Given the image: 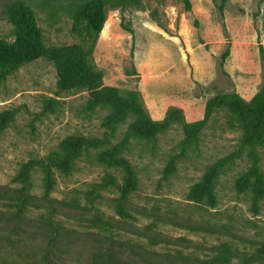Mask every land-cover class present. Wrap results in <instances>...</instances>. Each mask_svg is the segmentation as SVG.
<instances>
[{
	"label": "rangeland",
	"instance_id": "1",
	"mask_svg": "<svg viewBox=\"0 0 264 264\" xmlns=\"http://www.w3.org/2000/svg\"><path fill=\"white\" fill-rule=\"evenodd\" d=\"M0 0V37L12 27ZM35 7L46 46L78 44L89 53L104 86L135 97L154 121L170 108L186 123L205 117L207 99L234 91V79L251 76L264 85V0H229L221 13L215 0H138L127 8L108 6L95 45L49 2ZM131 33H130V32ZM248 48L225 65L234 43ZM260 88V89H261ZM109 107L93 106L85 90L60 92L55 69L44 58L18 67L0 83V264H264V198L256 211L235 180L256 165L264 176V146L243 142L242 122L215 110L197 138L187 143L174 124L152 140L126 137L133 117L109 126ZM67 137L102 142L81 152L67 173L53 168L45 194L37 164L60 152ZM122 145L137 189L126 199L115 188L92 191L105 175L123 182L120 168L100 162L102 152ZM174 159V172L164 169ZM32 164L28 190L12 179ZM221 163L214 205L186 199L209 167ZM56 201H64L58 205ZM50 218L57 224L50 223ZM54 254L46 262L50 241Z\"/></svg>",
	"mask_w": 264,
	"mask_h": 264
},
{
	"label": "trees",
	"instance_id": "2",
	"mask_svg": "<svg viewBox=\"0 0 264 264\" xmlns=\"http://www.w3.org/2000/svg\"><path fill=\"white\" fill-rule=\"evenodd\" d=\"M138 0H77L70 2H49L43 8L51 11H62L72 21V31L84 33L91 39L93 47L106 22L108 6L127 8ZM219 3L218 10L222 13L229 0H215ZM34 5L23 0H12L5 5V18L12 27V40L0 37V83L18 67L44 58L52 63L56 77L57 88L60 92L71 90H85L89 102L93 106L109 107L111 114L106 119L109 126L123 122L128 117H133V122L128 126L126 137L152 140L157 135L168 130L172 125L181 127L184 141H194L202 130L207 118L218 109H226L231 115L242 122L243 142L248 145L261 144L264 146V85L249 102L244 101L235 91L227 94H217L207 99L205 104V117L203 120L186 123L182 111L170 108L165 117L154 121L146 112L142 104L133 96H123L116 88L104 86L102 76L93 70L88 56L82 46L78 44L49 45L43 40V30L38 24ZM130 32V31H129ZM131 33V32H130ZM264 74V64H263ZM10 117L0 115V129ZM102 145L97 139L84 137H67L60 143V152L52 153L46 159L37 162L43 173V187L45 194L53 189V168H59L67 173L82 151L89 148L95 149ZM122 145L114 146L101 153L100 162L108 167L120 168L123 173V182L118 185L114 177L105 175L101 183L93 185L92 191L115 188L122 199L137 189L135 173L129 162L120 157ZM32 168L31 163L25 164L12 179L14 184L21 185V189L28 190L29 178ZM222 169L221 163H216L208 168L201 180L192 186L186 199L193 203L207 202L214 205V189L216 180ZM174 172V159H171L164 169L167 176ZM236 191L240 194L249 193L254 211L264 198V176L259 168L254 165L241 174L234 183ZM64 205V201H56ZM50 223L57 222L50 218ZM56 238L50 241V248L46 251V262L49 255L54 254ZM264 256V247L258 251Z\"/></svg>",
	"mask_w": 264,
	"mask_h": 264
},
{
	"label": "crops",
	"instance_id": "3",
	"mask_svg": "<svg viewBox=\"0 0 264 264\" xmlns=\"http://www.w3.org/2000/svg\"><path fill=\"white\" fill-rule=\"evenodd\" d=\"M105 25V24H104ZM104 28V27H103ZM103 31V29H102ZM101 31V33H102ZM100 33V34H101ZM100 39V37H99ZM98 39V40H99ZM248 48L245 47L244 45L234 43L230 49V53L228 55V59L225 65L226 71L231 75V78L236 73V69H233L232 65L234 62V59L236 57H246V52ZM249 52V50H248ZM233 83H234V91L246 102H249L253 99V97L259 92L260 90V84L257 83L255 79H253L251 76L249 77H243L242 79H234L233 78Z\"/></svg>",
	"mask_w": 264,
	"mask_h": 264
},
{
	"label": "built area",
	"instance_id": "4",
	"mask_svg": "<svg viewBox=\"0 0 264 264\" xmlns=\"http://www.w3.org/2000/svg\"><path fill=\"white\" fill-rule=\"evenodd\" d=\"M261 44H262V46H263V49H264V39L262 40V43H261Z\"/></svg>",
	"mask_w": 264,
	"mask_h": 264
}]
</instances>
